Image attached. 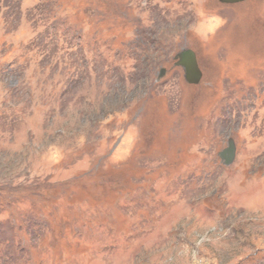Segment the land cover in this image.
<instances>
[{
    "label": "rangeland",
    "instance_id": "1",
    "mask_svg": "<svg viewBox=\"0 0 264 264\" xmlns=\"http://www.w3.org/2000/svg\"><path fill=\"white\" fill-rule=\"evenodd\" d=\"M0 264H264V0H0Z\"/></svg>",
    "mask_w": 264,
    "mask_h": 264
},
{
    "label": "water",
    "instance_id": "2",
    "mask_svg": "<svg viewBox=\"0 0 264 264\" xmlns=\"http://www.w3.org/2000/svg\"><path fill=\"white\" fill-rule=\"evenodd\" d=\"M223 3L235 4L240 3L246 0H220ZM179 62L178 65H181L185 68L187 80L190 83L198 84L200 82L201 73L198 69V64L195 55L191 51H184L177 56ZM165 73L164 69L161 70V76ZM190 78H192L191 81ZM220 159L225 166H230L234 163L236 158V145L233 140L229 141V146L220 153Z\"/></svg>",
    "mask_w": 264,
    "mask_h": 264
},
{
    "label": "trees",
    "instance_id": "3",
    "mask_svg": "<svg viewBox=\"0 0 264 264\" xmlns=\"http://www.w3.org/2000/svg\"><path fill=\"white\" fill-rule=\"evenodd\" d=\"M49 20H48L47 28L53 31V33L55 34L58 40L64 42L66 41V43H69L68 46H70V49L72 50V43L74 42L73 40H75V37L77 40H79V38H81L82 36L81 35L79 36L78 34L74 35L72 32V28L70 26L65 25L64 23H60L59 21H56L52 18ZM72 35H74V38H72ZM6 253H7V257L1 258L2 263L4 262V260L8 261L10 258L8 256V250L6 251Z\"/></svg>",
    "mask_w": 264,
    "mask_h": 264
},
{
    "label": "flooded vegetation",
    "instance_id": "4",
    "mask_svg": "<svg viewBox=\"0 0 264 264\" xmlns=\"http://www.w3.org/2000/svg\"><path fill=\"white\" fill-rule=\"evenodd\" d=\"M246 1H250V0H246ZM243 2H245V1H243ZM241 3V2H240ZM227 4V3H226ZM235 4H238V3H235ZM189 50H191V51H193L192 49H188V50H185V51H189ZM194 52V51H193ZM195 53V52H194ZM195 55H196V53H195ZM196 58H197V56H196ZM178 62H179V60H177V64H178ZM198 62V61H197ZM186 76L188 77V74H186ZM190 79H192V78H190Z\"/></svg>",
    "mask_w": 264,
    "mask_h": 264
}]
</instances>
